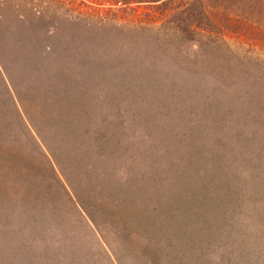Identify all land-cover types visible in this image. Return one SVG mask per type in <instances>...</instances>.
Listing matches in <instances>:
<instances>
[{"label": "rangeland", "instance_id": "1", "mask_svg": "<svg viewBox=\"0 0 264 264\" xmlns=\"http://www.w3.org/2000/svg\"><path fill=\"white\" fill-rule=\"evenodd\" d=\"M257 3L260 15L256 9L248 13L240 0L212 8L225 24L228 47L206 48L194 41L179 52L150 48L144 57L156 56V61L141 68L147 87L137 92L110 94L101 85L84 89L74 82L82 74L74 56L58 57L66 80L53 92L57 108L67 123L88 126L104 140L103 157L92 153L83 160L103 168L97 177L86 176L106 201V207L91 209V216L116 255L31 157L25 139L14 131L0 83V147L12 144L22 163L39 174H29L23 204L0 199V264H264V108L258 112L251 105L255 92L249 94L252 99L230 102L217 86L222 83L208 73H197L204 76L200 82L193 77L185 82L165 72L167 55L185 64L189 59L214 66L264 62V0ZM147 6L0 0V58L6 68L32 54L40 55L32 56L40 62L41 48L51 56L77 43L87 47L95 29L103 28L108 37L112 26L142 41L144 32H127L122 25L141 18ZM245 14L250 18L244 20ZM198 47L205 49L201 56Z\"/></svg>", "mask_w": 264, "mask_h": 264}, {"label": "trees", "instance_id": "2", "mask_svg": "<svg viewBox=\"0 0 264 264\" xmlns=\"http://www.w3.org/2000/svg\"><path fill=\"white\" fill-rule=\"evenodd\" d=\"M232 1L234 0H213V4L209 6V0H114L116 4L124 6L130 3H147L148 11L141 18L129 20L125 22L126 25H122L127 32L135 33L134 30L137 29L144 32L145 38L142 41L138 40L137 35L129 37L121 32L122 36L114 29L116 26H112L108 29V37L103 34V28L101 31L95 29L90 35L93 43L87 47L77 43L74 47H64V54L56 50L52 51L51 56L41 48L43 61L40 62L36 59L40 55L32 54L36 58L27 56L23 61L16 62V65L6 68L0 58V83L9 102L16 127L14 131L17 130L25 139L31 150V157L35 158L45 172V177L59 188L63 196L85 216L87 222L94 225L102 244L112 255L116 254L105 236V230L91 216V209L106 207V201L99 197L96 188H90L87 183L89 177H86L87 174L97 177L99 173H103V168H99L96 161L83 160L92 153L95 157H103L99 148L103 147L104 140H98V131L90 130L88 126L80 128L67 123L64 114L57 108L53 92L61 90L66 80L63 63L57 61L58 57L74 56L76 66L82 73L76 76L74 82L77 81L84 89H94L93 85H101V91L106 90L110 94L137 92L147 87L141 68L147 70L146 63L156 61V56L144 57V54L150 52V48L167 52L164 48L173 47L179 52L178 48L182 44L194 41L198 46L205 45L206 48L208 45L211 48L224 46L225 24L219 22L220 12H213L212 8L224 3L229 5ZM240 1L246 5L248 13L256 9L255 15H260L258 9L261 11V7L257 3L260 0ZM250 16L251 14H245L243 19ZM243 19H238V22L243 23ZM198 48L202 52L198 56L203 55L205 49ZM165 59L166 65L168 64L165 72L170 73L171 77L180 75L185 82H189L188 77H193L200 82L204 76H198L197 73H208L207 78L222 83L217 86L223 87V93L230 102L252 99L249 94L255 92L257 98H254V102L250 101L251 105L255 110L264 108V62L235 60L214 66L201 65L202 62L198 59H189V64H185L173 55H167ZM50 61L54 65H48ZM46 69L51 72H46ZM11 71L16 72V80H13ZM216 99V96L213 97L211 102ZM95 114L98 115L97 112ZM11 145L9 144V148L0 147V199L6 198L11 204L21 205L27 200L29 174H39L27 163H22L20 156L12 151ZM125 226L124 223L123 228ZM116 260L119 261L117 256Z\"/></svg>", "mask_w": 264, "mask_h": 264}]
</instances>
